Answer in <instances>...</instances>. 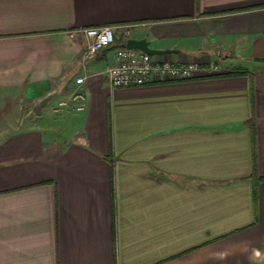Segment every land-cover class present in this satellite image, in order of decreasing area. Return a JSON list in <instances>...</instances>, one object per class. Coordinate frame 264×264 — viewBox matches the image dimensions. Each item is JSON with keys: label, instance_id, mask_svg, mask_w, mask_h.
Returning a JSON list of instances; mask_svg holds the SVG:
<instances>
[{"label": "crops", "instance_id": "crops-1", "mask_svg": "<svg viewBox=\"0 0 264 264\" xmlns=\"http://www.w3.org/2000/svg\"><path fill=\"white\" fill-rule=\"evenodd\" d=\"M103 26L219 71L111 88ZM0 264H264V0H0Z\"/></svg>", "mask_w": 264, "mask_h": 264}, {"label": "built area", "instance_id": "built-area-1", "mask_svg": "<svg viewBox=\"0 0 264 264\" xmlns=\"http://www.w3.org/2000/svg\"><path fill=\"white\" fill-rule=\"evenodd\" d=\"M80 31L86 37V58L95 57L116 42L114 27H91ZM114 57L115 64L108 66L103 72L111 88H131L151 83L188 81L197 78L202 71L209 75L219 71L218 65L207 70L196 62L178 64L170 59L154 60V56L136 49L117 48ZM76 84L82 86L85 84V78L77 77ZM85 103L86 97L80 91H75L68 100L59 103L55 112L59 113L72 104L76 110L83 111Z\"/></svg>", "mask_w": 264, "mask_h": 264}, {"label": "water", "instance_id": "water-1", "mask_svg": "<svg viewBox=\"0 0 264 264\" xmlns=\"http://www.w3.org/2000/svg\"><path fill=\"white\" fill-rule=\"evenodd\" d=\"M127 49H136L151 56H167L176 53V50L172 49H155L150 46V42L147 39H128L126 42Z\"/></svg>", "mask_w": 264, "mask_h": 264}, {"label": "trees", "instance_id": "trees-1", "mask_svg": "<svg viewBox=\"0 0 264 264\" xmlns=\"http://www.w3.org/2000/svg\"><path fill=\"white\" fill-rule=\"evenodd\" d=\"M113 47H116L117 48H126V42H122L121 44H118L115 42V44L113 45ZM248 70L244 67H239V68H236L233 73L231 74H234V75H245V74H248ZM254 176L256 177V173L254 174Z\"/></svg>", "mask_w": 264, "mask_h": 264}]
</instances>
